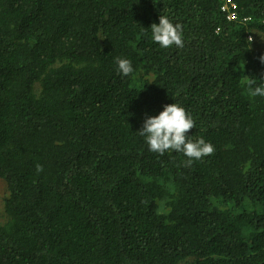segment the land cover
I'll list each match as a JSON object with an SVG mask.
<instances>
[{"label":"trees","instance_id":"trees-1","mask_svg":"<svg viewBox=\"0 0 264 264\" xmlns=\"http://www.w3.org/2000/svg\"><path fill=\"white\" fill-rule=\"evenodd\" d=\"M231 1L0 0V264H264V0ZM172 103L212 155L149 150Z\"/></svg>","mask_w":264,"mask_h":264},{"label":"clouds","instance_id":"clouds-1","mask_svg":"<svg viewBox=\"0 0 264 264\" xmlns=\"http://www.w3.org/2000/svg\"><path fill=\"white\" fill-rule=\"evenodd\" d=\"M150 27L153 41L158 43L162 48H169L173 45L178 48L184 47L181 24L177 23L174 25L167 16L160 15L159 23H153ZM247 37L251 43V35L249 34ZM259 60L261 63H264V55H261ZM115 62L118 66V71L123 76H128L133 72L130 60L117 57ZM248 91L252 97L264 96V83H261L254 89L250 83ZM193 128H195V123L192 117L183 107L172 103L165 105L163 111L157 116H146L138 132L145 138L151 152L160 155L169 150L182 152L188 158L187 165H190L193 160H200L214 153V146L206 142L205 139L199 138L193 141L187 138L186 133ZM42 171V165L37 164L36 172L40 173Z\"/></svg>","mask_w":264,"mask_h":264},{"label":"built area","instance_id":"built-area-1","mask_svg":"<svg viewBox=\"0 0 264 264\" xmlns=\"http://www.w3.org/2000/svg\"><path fill=\"white\" fill-rule=\"evenodd\" d=\"M235 9V4L231 0H224L223 5L221 6V10L223 12H227L229 19H234L235 15L233 10Z\"/></svg>","mask_w":264,"mask_h":264},{"label":"rangeland","instance_id":"rangeland-1","mask_svg":"<svg viewBox=\"0 0 264 264\" xmlns=\"http://www.w3.org/2000/svg\"><path fill=\"white\" fill-rule=\"evenodd\" d=\"M252 38V37H251ZM263 38V37H262ZM262 38H259L261 41ZM253 40V39H252ZM4 187H5V184L2 180H0V204H1V198L3 196V192H4Z\"/></svg>","mask_w":264,"mask_h":264}]
</instances>
